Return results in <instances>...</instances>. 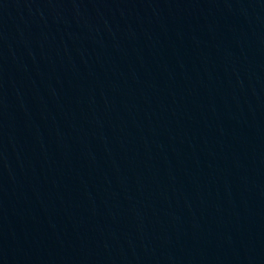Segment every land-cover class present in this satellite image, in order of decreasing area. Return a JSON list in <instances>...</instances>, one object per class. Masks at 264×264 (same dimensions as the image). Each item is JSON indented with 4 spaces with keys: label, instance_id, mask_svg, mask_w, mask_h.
Segmentation results:
<instances>
[{
    "label": "water",
    "instance_id": "water-1",
    "mask_svg": "<svg viewBox=\"0 0 264 264\" xmlns=\"http://www.w3.org/2000/svg\"><path fill=\"white\" fill-rule=\"evenodd\" d=\"M0 264H264V0H0Z\"/></svg>",
    "mask_w": 264,
    "mask_h": 264
}]
</instances>
